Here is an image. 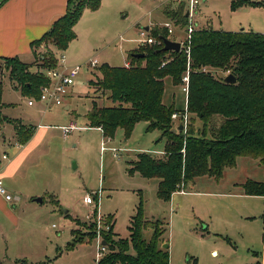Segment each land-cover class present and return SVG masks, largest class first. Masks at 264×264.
Wrapping results in <instances>:
<instances>
[{
  "label": "rangeland",
  "instance_id": "obj_1",
  "mask_svg": "<svg viewBox=\"0 0 264 264\" xmlns=\"http://www.w3.org/2000/svg\"><path fill=\"white\" fill-rule=\"evenodd\" d=\"M159 1L146 0L149 6L144 7L145 12L156 7L150 15L141 16L144 11L131 3H126L124 9L113 10V28L104 38L90 43L94 48L89 45L78 50L68 45L63 52L56 51V55L64 53V66L81 65L75 83L69 88L72 95L67 101L69 111L63 110V106H51L42 119V113L37 111L42 103L35 98V105L29 106L27 102L32 98L22 94L8 73L2 72L0 167L11 158L16 147V122L8 118L28 126L51 124V145L50 152L42 153L37 165L27 169L26 162L22 165L21 172H28L25 178L9 182L4 179L3 187L12 200H3L0 195V264H96L98 233L107 231V216L111 215L114 220L113 238H128L130 219L140 197L144 217L163 222L162 236L168 244L170 264L261 262L262 257L255 258L253 253L260 250L264 241V199L243 195L242 186L236 183L247 178L264 182L263 161L241 156L243 158H238L233 167L225 169L219 180L196 177L185 187L190 192L173 194L165 202L157 198L156 178H145L138 172L130 175L127 171L138 153L160 156L166 144L162 131L148 130V122L139 121L128 136L123 128H117L112 136L104 137L86 123L85 115L96 95L88 80L93 81L99 75V65L90 67L89 61L95 57L99 64L124 66L128 63V53L137 49L143 40L138 28L151 19L159 24L167 21ZM249 1L264 3V0ZM177 5L168 3L169 7ZM195 12L194 18L187 20V24L197 26L195 29L205 28L209 23L214 29L238 31L244 28L264 33V6L244 5L232 9L230 0H200ZM137 21L140 23L136 26ZM172 29L169 39L183 41L186 27L173 25ZM25 62L31 71H43L34 57ZM97 101L109 104L105 98ZM163 101L174 104L176 109L185 106L180 83L165 79ZM73 111L77 116L76 124L86 127L64 137L59 125ZM107 138V149L102 151L101 140ZM3 155L8 158L4 159ZM86 195L94 196L93 204L84 203ZM38 197L43 201H37ZM98 213L100 224L97 223ZM151 233V228H146L142 236L147 240ZM75 236L81 240L75 241ZM71 243H75L72 248ZM129 252L134 253V250L130 248Z\"/></svg>",
  "mask_w": 264,
  "mask_h": 264
},
{
  "label": "trees",
  "instance_id": "obj_2",
  "mask_svg": "<svg viewBox=\"0 0 264 264\" xmlns=\"http://www.w3.org/2000/svg\"><path fill=\"white\" fill-rule=\"evenodd\" d=\"M100 2L67 0L65 14L31 42L38 67L56 66V51L63 52L76 37L73 27L83 10L97 9ZM230 3L232 9L242 5H263L249 0H230ZM185 10L182 1L175 8L167 5L165 14L174 25L186 27ZM149 34L157 38L169 36L165 27H154ZM162 47L144 44L131 51L127 56L128 66L101 63L99 75L89 82L96 93L93 98H105L110 104L99 105L93 101L86 118L88 125L100 127L105 137L112 136L117 128H123L128 136L139 121H147L148 130L162 131L166 138L163 156L138 153L127 171L130 175L138 172L145 178H157V198L167 202L182 184L196 177L206 175L219 180L224 169L233 167L239 156L264 162V33L243 29H196L190 37L189 59L183 49L165 51ZM135 53H143V56L135 57ZM29 67L18 57H0V117L3 71L28 97L38 98L40 87L49 83L43 72L31 71ZM218 71L232 74L235 81L224 82L225 75H217ZM186 72L189 78L188 121L184 129L178 130L171 114L182 109L163 102L165 79L181 85ZM15 127L18 141L23 144L30 137L32 127L21 124ZM241 186L246 194L264 195V182L248 179ZM107 218L109 230L101 234L106 242V252L96 264H169V252L162 247L165 242L163 222L144 217L141 197L130 219L128 238L114 239V220L111 215ZM146 228L152 230L147 240L142 236ZM90 236L94 237V234ZM74 238L81 240V237ZM74 245L71 243L70 248ZM130 248L134 253L129 252Z\"/></svg>",
  "mask_w": 264,
  "mask_h": 264
},
{
  "label": "crops",
  "instance_id": "obj_3",
  "mask_svg": "<svg viewBox=\"0 0 264 264\" xmlns=\"http://www.w3.org/2000/svg\"><path fill=\"white\" fill-rule=\"evenodd\" d=\"M150 1H154V0H149V2ZM182 1L185 3V8H186L185 11L188 12L187 11L188 0H182ZM182 1H176V0H166V1L160 0L159 1V5L161 4L160 7H163V10H162L163 16L165 17L167 21H170V20L167 18L165 14V7L168 5V3L178 4L179 2H182ZM66 3H67V0H0V57H18L22 62H25L29 59H33L34 56L32 52L31 42L40 38L44 34V32H46L51 27V25L56 19H58L59 17L65 14ZM126 3H131V5L135 6V8H138L139 10H143L144 12L141 13V16H144L145 14L150 15L151 11H153L156 8V7H153L145 12L144 7L149 6L148 3H146V0H101L100 5L97 9L92 10V9L86 8L83 10L80 18L78 19V21L73 27L76 37L73 40H71L68 45H71L73 46V48H76L78 50L84 49L89 45L93 47V45H91L90 43L97 41V38H100V37L104 38L105 35L108 34L113 28V26L111 25L112 19H113L112 18L113 10L124 9ZM242 6H239L236 9ZM263 6H264V3L261 7ZM195 14L196 12L194 13V15ZM194 15L192 18H194ZM194 21L196 20L194 19ZM139 23L140 22L137 21L136 26ZM163 24H159L157 21L151 19L149 23L138 28V33H139V30L141 29L150 33L151 29H153L154 27H163ZM193 27L195 29L197 26L193 25ZM205 28H212V27L209 26V23H206ZM242 29L245 30L244 28H241L240 30ZM214 30H222V29H214ZM224 31H227V30H224ZM245 31H253V32L262 33V32L254 31V30H245ZM142 45L144 44L141 43V45L138 48H140ZM137 49L135 48L132 51H135ZM128 61L129 60L127 57L126 62ZM100 64L98 61V65ZM223 75H225V73ZM89 80H88V84H89ZM31 98L35 99L33 97ZM71 98H72V95H71V91L69 90L67 96L65 97L63 101V104L51 105V106H63V110L69 111L70 104L67 103V101L68 99H71ZM97 100L98 98H93L92 102L96 101L98 103ZM1 101H2V97H1ZM184 103H185V106L182 108V110L186 109L187 96L185 95V93H184ZM34 105H35V102L29 106H34ZM99 105H102V104H99ZM51 106L46 107L45 104L42 103L40 108H38L37 111L42 113V119H44L46 114L50 112L47 110L51 108ZM181 111L177 110V112H181ZM76 119H77V116L74 111L72 114L69 115V117L67 116L64 117V119L62 120V123L59 125V129L61 130V132H62V129H61L62 126H65L71 123L79 127L78 129H74V130L85 129L86 126H79L78 124H76L75 122ZM10 121L16 122V125L21 124L24 127H32V133L30 137L23 144H21L18 141V137L16 135V127H15V136H16L15 151L12 152L11 158H8L7 156L6 158H4L2 156L4 159L8 158L7 161H5L3 165L0 167V176L2 178L3 183H4V179L8 180L7 182H9V180L11 179L17 180L18 178H25L28 172L26 171V174L21 172L22 165L26 162V169L37 165L39 160L41 159L42 153H44L45 151L50 152V145H51V136L49 135L51 124L50 125L39 124L37 126H33V125L28 126L26 124H22L21 121L17 119H10ZM86 121L88 125L87 118H86ZM173 122L178 126H179V123H181L179 120H173ZM185 125L186 124L182 126V129H184ZM196 125L198 127L200 126L199 121L196 122ZM88 127H91V126L88 125ZM94 128L99 130L103 134L102 129L100 127H94ZM103 141H105L106 143L108 140L103 139ZM165 146H164L163 151L160 152L161 153L160 156H163L165 152ZM108 149L112 151L110 147H108ZM45 154H48V153H45ZM238 158H243V157L241 156L237 157L236 161L238 160ZM225 169L223 171V175H224ZM199 177H203V176H199ZM248 179L257 181L251 178H247L246 180ZM246 180H244L243 182H238L236 184L241 185ZM259 182H262V181H259ZM187 184L185 185L182 184L178 188V190L174 191L171 194V196L177 193L190 192L189 190L188 191L185 190V187ZM157 185H158V179L156 178V190H157ZM242 194L246 195L247 197H254V198L256 197L257 199H264V195L246 194L244 193V191ZM37 199H40V202L43 201L42 197H38L36 198V200ZM3 200L5 199L3 198ZM96 205L98 206V203ZM97 206L96 208L98 209ZM99 240L102 241L103 243L102 238H100ZM263 240H264V236H263ZM164 244H167V243H163L162 247ZM167 247H168V244H167ZM167 247H163V248H167ZM253 254L256 255L255 258L261 256L262 260L260 263L264 264V241L261 243L260 250L258 252L254 251ZM102 255H100V257ZM100 257L97 256L98 260ZM257 261L259 260H256V262ZM169 264H170V261H169Z\"/></svg>",
  "mask_w": 264,
  "mask_h": 264
},
{
  "label": "built area",
  "instance_id": "obj_4",
  "mask_svg": "<svg viewBox=\"0 0 264 264\" xmlns=\"http://www.w3.org/2000/svg\"><path fill=\"white\" fill-rule=\"evenodd\" d=\"M176 1H182V0H176ZM200 0H188V21L191 19L195 13V9L197 5L199 4ZM174 25L173 21H167L163 24V27L167 29V32L171 34L173 32L172 26ZM194 27L190 22L186 25L185 29V38L183 41L180 42V50L183 49L184 53L187 55L189 59V53H190V37L191 33L194 31ZM139 35L143 37L142 44H148V45H163L162 38H157L151 36L148 32L144 31L143 29L139 30ZM169 37V36H168ZM57 62L56 66L52 68H42L43 73L48 77L49 83L42 85L40 87V93L39 97L37 98L38 101L45 104L46 107L51 105H61L63 104V101L65 97L67 96L69 92V88L75 83V79L78 76L79 72L81 71V65H74V66H64L65 56L63 53H59L56 55ZM165 63L162 62V65ZM98 65V59L92 58L89 61L90 67H96ZM125 66H128L126 63ZM188 72H186L182 78H181V88L182 91L187 96L188 93ZM28 105H32L34 103V99L28 100ZM171 119L173 120H179L181 123L186 124L188 121V113L186 109H184L182 112L174 111L171 114ZM75 124H68L65 126H62V135L66 137L72 130L78 129ZM109 138H107L108 140ZM107 149L105 146V141L101 142V150ZM5 157V155H3ZM0 195L4 197L6 201H11L12 196L6 192V190L3 187L2 178L0 176ZM83 201L85 204H92L94 203V196L86 195L83 198ZM97 206V205H96ZM101 215L98 213L97 216V223L100 224ZM106 229L109 230V224L106 222ZM102 232L98 233L99 237L102 238ZM98 257L100 255L104 254L106 252V245L102 243V241L99 240L98 242Z\"/></svg>",
  "mask_w": 264,
  "mask_h": 264
},
{
  "label": "water",
  "instance_id": "obj_5",
  "mask_svg": "<svg viewBox=\"0 0 264 264\" xmlns=\"http://www.w3.org/2000/svg\"><path fill=\"white\" fill-rule=\"evenodd\" d=\"M185 16H188V12L185 13ZM162 41H163V47H162L163 50H165V51H168V50L179 51L180 50V47H181L180 42L171 40V39L166 38V37L162 38ZM134 56L135 57H142L143 53H135ZM223 80H224V82H227V83H233L235 81V78L232 74H227V75H225ZM182 126H183V124L179 123L178 130H181ZM37 200L40 201V199H37ZM105 243L106 242L103 240V244H105ZM163 247H167V244H164Z\"/></svg>",
  "mask_w": 264,
  "mask_h": 264
}]
</instances>
